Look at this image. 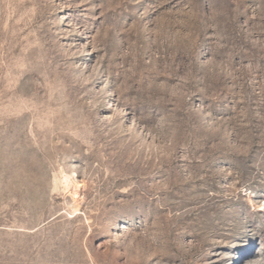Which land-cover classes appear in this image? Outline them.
Segmentation results:
<instances>
[{
  "label": "rangeland",
  "instance_id": "rangeland-1",
  "mask_svg": "<svg viewBox=\"0 0 264 264\" xmlns=\"http://www.w3.org/2000/svg\"><path fill=\"white\" fill-rule=\"evenodd\" d=\"M0 264H264V0H0Z\"/></svg>",
  "mask_w": 264,
  "mask_h": 264
}]
</instances>
